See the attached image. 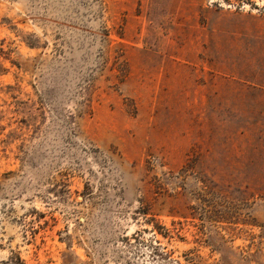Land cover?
I'll return each mask as SVG.
<instances>
[{"label":"rangeland","instance_id":"obj_1","mask_svg":"<svg viewBox=\"0 0 264 264\" xmlns=\"http://www.w3.org/2000/svg\"><path fill=\"white\" fill-rule=\"evenodd\" d=\"M264 264V0H0V264Z\"/></svg>","mask_w":264,"mask_h":264},{"label":"trees","instance_id":"obj_2","mask_svg":"<svg viewBox=\"0 0 264 264\" xmlns=\"http://www.w3.org/2000/svg\"><path fill=\"white\" fill-rule=\"evenodd\" d=\"M17 260H18V261H21V264H23V263H22V260H21V258H20V257H17Z\"/></svg>","mask_w":264,"mask_h":264}]
</instances>
